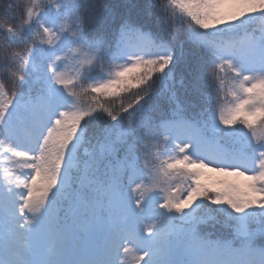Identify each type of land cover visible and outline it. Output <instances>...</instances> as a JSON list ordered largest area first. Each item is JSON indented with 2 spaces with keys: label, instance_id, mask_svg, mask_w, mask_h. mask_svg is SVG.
Masks as SVG:
<instances>
[{
  "label": "snow or ice",
  "instance_id": "obj_1",
  "mask_svg": "<svg viewBox=\"0 0 264 264\" xmlns=\"http://www.w3.org/2000/svg\"><path fill=\"white\" fill-rule=\"evenodd\" d=\"M260 238L264 0H0V264H264Z\"/></svg>",
  "mask_w": 264,
  "mask_h": 264
},
{
  "label": "trees",
  "instance_id": "obj_2",
  "mask_svg": "<svg viewBox=\"0 0 264 264\" xmlns=\"http://www.w3.org/2000/svg\"><path fill=\"white\" fill-rule=\"evenodd\" d=\"M94 2L102 9L105 6L111 7L114 5H121L125 0H94ZM131 2H136V0H131ZM131 99V97H125V101ZM118 103V102H117ZM217 216L214 220H209L205 225H202L198 229V234L206 239L210 240H221L227 241L232 240L233 246L238 247L240 241L233 238V233L231 229L225 228L221 222L223 217L222 215L215 214ZM257 246L264 247V238L258 239L256 242Z\"/></svg>",
  "mask_w": 264,
  "mask_h": 264
}]
</instances>
